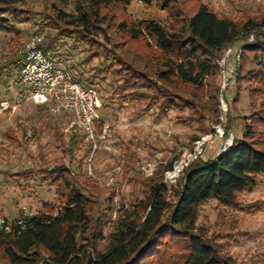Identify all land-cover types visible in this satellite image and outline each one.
Wrapping results in <instances>:
<instances>
[{"label": "rangeland", "instance_id": "1", "mask_svg": "<svg viewBox=\"0 0 264 264\" xmlns=\"http://www.w3.org/2000/svg\"><path fill=\"white\" fill-rule=\"evenodd\" d=\"M201 4L239 26L264 23V0H131L126 7L100 8L88 30L57 19L60 12L75 17L82 0H21L13 6L10 30L0 31V226L22 215L56 213L65 193L52 176L64 170L62 178L93 201L91 215L101 221L104 237L97 250L104 251L118 217L144 203L151 186L166 183L167 201L174 202L169 185L179 176L170 173L175 164L215 158L247 127L264 149V81L254 79L264 68V48H250L263 42V25L226 47L216 74L199 87L173 76L159 79L167 56L146 36L134 39L120 28L153 21L176 33ZM34 35L43 37L42 45L59 35L58 60L75 78L92 83L101 106L98 127L109 125L107 141L94 150L66 132L63 115L54 117L21 94L16 62ZM197 218L221 255L236 264H264L263 176L232 206L205 202Z\"/></svg>", "mask_w": 264, "mask_h": 264}, {"label": "trees", "instance_id": "2", "mask_svg": "<svg viewBox=\"0 0 264 264\" xmlns=\"http://www.w3.org/2000/svg\"><path fill=\"white\" fill-rule=\"evenodd\" d=\"M20 1L0 0V31L10 30L17 12L13 6ZM130 1L82 0L83 6L75 17L60 12L56 18L65 22L66 27L88 30L100 8L111 4L126 7ZM261 25L264 27V23L247 22L239 26L201 4L176 33L166 32L153 21L140 22L139 28L126 24L120 28L134 39L146 36L167 56L169 61L165 70L158 73L159 79L167 81L173 76L183 84L199 87L207 77L216 74L220 53L244 32L251 33ZM58 36L41 46V50L57 59ZM250 48L263 49L264 40ZM263 69L258 70L254 79L264 81ZM76 80L83 88H91L88 78ZM22 86L21 94L27 95ZM94 130L99 131L98 124ZM255 134L247 127L243 137L233 139L226 152L207 161L189 163L179 172L173 187L169 185L174 188L172 204L167 201L166 183L151 186L144 203L118 217L104 251L97 250L104 237L101 221L91 215L93 201L74 183L62 178L64 170L57 171L58 175L52 177L54 183L61 181L63 204L54 214L22 215L10 225L0 226L1 258L5 264H236L220 254L196 222L205 202L213 200L232 206L237 194L253 186L257 177H264V149L253 142ZM74 135L84 139L80 131ZM170 170L171 165L167 168Z\"/></svg>", "mask_w": 264, "mask_h": 264}, {"label": "built area", "instance_id": "3", "mask_svg": "<svg viewBox=\"0 0 264 264\" xmlns=\"http://www.w3.org/2000/svg\"><path fill=\"white\" fill-rule=\"evenodd\" d=\"M42 43L43 37L34 35L25 45L16 62L18 80L35 105H45L54 117L62 114L68 121L66 132L71 135L80 131L94 150L98 144L107 141L109 132L105 122L101 123L97 133L94 130L95 124L100 123L101 106L97 93L91 88H83L70 69L41 50ZM231 140H227L224 147L230 148ZM186 165L177 163L170 173L176 172L178 176Z\"/></svg>", "mask_w": 264, "mask_h": 264}, {"label": "water", "instance_id": "4", "mask_svg": "<svg viewBox=\"0 0 264 264\" xmlns=\"http://www.w3.org/2000/svg\"><path fill=\"white\" fill-rule=\"evenodd\" d=\"M227 150H228V148L224 147V148L222 149V151H221L217 156H219L220 154L226 152ZM217 156H216V157H217Z\"/></svg>", "mask_w": 264, "mask_h": 264}, {"label": "bare ground", "instance_id": "5", "mask_svg": "<svg viewBox=\"0 0 264 264\" xmlns=\"http://www.w3.org/2000/svg\"><path fill=\"white\" fill-rule=\"evenodd\" d=\"M174 173H176V172H174Z\"/></svg>", "mask_w": 264, "mask_h": 264}]
</instances>
